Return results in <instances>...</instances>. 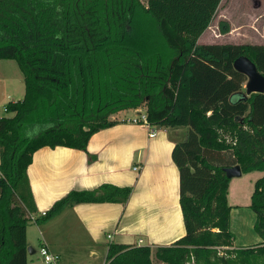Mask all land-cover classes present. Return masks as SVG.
Returning a JSON list of instances; mask_svg holds the SVG:
<instances>
[{
	"label": "trees",
	"instance_id": "trees-1",
	"mask_svg": "<svg viewBox=\"0 0 264 264\" xmlns=\"http://www.w3.org/2000/svg\"><path fill=\"white\" fill-rule=\"evenodd\" d=\"M173 1L0 0V60L15 61L24 86L0 117V264H26L30 220L76 203L126 202L130 186L101 183L32 218L26 169L42 147L85 151L93 133L117 123L110 115L140 106L152 126L186 128L170 150L184 232L153 250L109 242L105 264H153L151 254L161 264H264V91L246 95L232 67L244 55L264 76V44H199L217 0ZM186 19L195 35L180 28ZM233 165L263 172L248 204L260 241L238 248L223 170Z\"/></svg>",
	"mask_w": 264,
	"mask_h": 264
},
{
	"label": "crops",
	"instance_id": "crops-1",
	"mask_svg": "<svg viewBox=\"0 0 264 264\" xmlns=\"http://www.w3.org/2000/svg\"><path fill=\"white\" fill-rule=\"evenodd\" d=\"M255 6L259 8L260 21L250 38L252 42L246 43L264 44V0H255ZM23 92L21 73L5 78L0 72V117L4 116L5 103L21 99ZM130 111L110 115L117 123L93 133L85 151L42 147L32 154L26 169L36 209L32 218L40 216V212L48 210L54 201L71 190H89L101 183L131 187L124 204L76 203L44 223L31 220L40 235L38 245L45 244L51 253L63 258L64 262L60 259L58 264H79L81 259L105 264L109 242L144 245L153 250L183 235L178 175L170 150L176 141L184 138L185 127L153 125L155 134L149 137L145 127L128 120L133 115L126 116ZM135 166L137 170H133ZM258 172L261 173L248 174L254 175L255 180L260 176ZM235 178L229 180L228 205L230 199L235 203L241 197ZM251 192L248 191L249 199ZM28 226L25 229L27 246L30 245ZM49 229L54 231L49 233ZM26 264L37 263L26 257Z\"/></svg>",
	"mask_w": 264,
	"mask_h": 264
},
{
	"label": "rangeland",
	"instance_id": "rangeland-1",
	"mask_svg": "<svg viewBox=\"0 0 264 264\" xmlns=\"http://www.w3.org/2000/svg\"><path fill=\"white\" fill-rule=\"evenodd\" d=\"M140 2L145 6L148 4V0H140ZM209 10L211 12L207 9L206 16L204 17L203 15L204 25L200 27V30H198L197 33V29L192 25V21L187 19L180 21V28L185 31L186 36H192L196 33L195 42L199 44H243L246 42H252L250 38L253 33H255V25L260 21L258 14L259 8L255 6V0H217L214 10ZM185 17L194 20V16H190L187 13ZM225 25L227 26L228 31L222 32L221 28ZM0 72L5 78L12 77L13 75L20 76L18 67L13 60H0ZM140 108H143V106H140ZM131 114L132 111L127 113L126 116H131ZM2 115L6 116L9 115V113L2 111ZM185 130L186 128H184V131ZM258 175L261 176L262 172H258L257 176ZM253 176L254 175L248 173H241L239 177L235 178L240 187L238 189L241 197H239L238 202L234 203L231 199L229 201V229L235 234L233 247L236 246V248L251 246L260 241L259 236L252 229L254 214L248 207V191L252 190V184L254 181L252 179ZM28 225V242L30 245L27 247H31L35 252H26V257L32 259L37 264H58L60 263V259L61 262H64L61 257H58L57 260L50 263H44L42 261V258L38 253V247H40L38 245L40 237L38 229L32 224L31 220L28 222ZM53 231V229L48 230L49 233ZM217 250L218 254H220V249ZM62 255L65 257L64 253ZM151 258L153 264H161L153 258L152 254ZM79 264H98V261L94 259L91 261L88 259H81L79 260Z\"/></svg>",
	"mask_w": 264,
	"mask_h": 264
},
{
	"label": "water",
	"instance_id": "water-1",
	"mask_svg": "<svg viewBox=\"0 0 264 264\" xmlns=\"http://www.w3.org/2000/svg\"><path fill=\"white\" fill-rule=\"evenodd\" d=\"M232 67L235 71L243 74L246 77L244 84V93L250 94L264 91V76L257 71L254 63L246 56L240 55L232 62ZM227 178L239 177L241 170L238 165H233L223 169ZM27 252L32 253V250L27 247Z\"/></svg>",
	"mask_w": 264,
	"mask_h": 264
},
{
	"label": "built area",
	"instance_id": "built-area-1",
	"mask_svg": "<svg viewBox=\"0 0 264 264\" xmlns=\"http://www.w3.org/2000/svg\"><path fill=\"white\" fill-rule=\"evenodd\" d=\"M133 115L128 119L131 123L141 125L145 127L148 131V136L152 137L155 134L154 129L151 127L150 123L146 119V113L144 108L131 109ZM133 170H137V167H133ZM45 211L40 212V215H43ZM38 253L42 258L44 263H50L57 260L58 256L56 254L51 253L45 244H42Z\"/></svg>",
	"mask_w": 264,
	"mask_h": 264
}]
</instances>
